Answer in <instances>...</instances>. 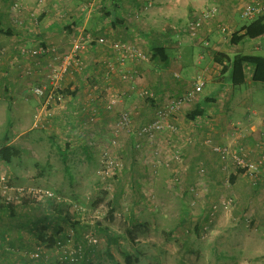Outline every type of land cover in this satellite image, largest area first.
Wrapping results in <instances>:
<instances>
[{
	"label": "crops",
	"instance_id": "obj_1",
	"mask_svg": "<svg viewBox=\"0 0 264 264\" xmlns=\"http://www.w3.org/2000/svg\"><path fill=\"white\" fill-rule=\"evenodd\" d=\"M19 1L25 9L17 17L11 10L12 0H0V49L4 50L0 66V101L16 112L14 125L20 130L30 124L24 133L0 141V150L11 147L19 153L13 165L0 160V166H5L7 171L10 169L9 178L13 184L45 182L50 174L35 178L36 168L42 165L57 162L64 164V168L65 164L76 163L74 168H79L85 166L94 153L97 156L95 147L102 144V137L116 122L112 119L114 112L104 109L107 101L121 97L114 111H129L138 128L151 122L169 98L180 97L201 78L203 88L208 89L202 93V88L194 103L178 113L175 121L180 133L173 137L171 155L173 159L181 157L184 162L182 171L172 170L173 177L180 180L182 187L200 186L201 192L187 201L183 198L179 205L187 210L198 205L205 217L214 211L249 210L256 216L254 219L259 218L258 222L251 219L252 223L264 227L261 224L264 218H260L264 217V184L252 187L241 172L232 168L224 170L219 154L212 149L218 144L242 150L246 159L256 164L264 175V84L252 81L253 66L243 65L244 82L232 85L228 62V58L235 55H254L253 52L264 49V38L243 37L244 26L250 20L240 16V9L251 0ZM67 2L72 8L64 11L62 5ZM36 5L49 14H40L38 24L32 28L29 9ZM210 7L218 10L215 23L204 24L200 35L190 39L187 21ZM217 24L234 34L237 42L232 43L231 37L222 35ZM76 30H88L95 37L132 42L148 54L154 48H162L167 61L165 64L151 61L120 65L106 49L81 52L86 70L81 72L71 65L61 85L67 97L63 102H52L44 107L45 97L35 96L32 90L46 83L44 75L50 60L40 56L24 61L16 47L20 44L50 45L63 56L69 52L71 33ZM204 41L208 44L204 45ZM182 66L186 77L193 74L192 81L175 79ZM27 68L30 75L24 74ZM110 68L114 71L110 72ZM124 72L134 74L132 81L120 80ZM85 116L95 117L94 122L85 120ZM127 137L132 139L130 135ZM82 139L87 140L90 150L80 146ZM129 139L124 150L132 153ZM77 154L79 160L75 162L73 156ZM28 161L32 166L24 164ZM83 169H77L79 180ZM48 205L41 202L0 207V264H8V260H11L9 264H21L25 250L39 240L40 230L51 224L53 209L48 210ZM49 231L48 235L53 234L52 229ZM232 238L241 243L239 252L244 247L242 242L248 246L253 242L234 229ZM4 240L10 242L7 245L10 248H5Z\"/></svg>",
	"mask_w": 264,
	"mask_h": 264
},
{
	"label": "rangeland",
	"instance_id": "obj_2",
	"mask_svg": "<svg viewBox=\"0 0 264 264\" xmlns=\"http://www.w3.org/2000/svg\"><path fill=\"white\" fill-rule=\"evenodd\" d=\"M67 5L68 2L62 5L64 11L72 8ZM29 11L49 14L39 5ZM189 38L192 39L190 36ZM63 42L67 43V37ZM253 54L264 56V49ZM184 69V66L178 69V78L175 79L192 81L193 74L186 77ZM85 70L86 67L82 72ZM207 89L203 88L202 93ZM64 94L67 95L66 92ZM0 108V141L26 131L29 123L26 124V129L20 130L14 125L16 112L2 101ZM94 118L85 116V120L90 123L94 122ZM116 118L115 114L113 121ZM84 131H81V135ZM127 135L129 134L116 125L109 127L105 137H102V144L95 147L97 156L94 153L95 156L88 158L85 166L74 168L76 163H70L63 168L64 164L55 162L36 168L35 178L42 174H50V177L46 183L32 184L51 190L61 201H45L49 204L48 210L53 209V213L49 211L52 215L51 224L40 230L39 240L32 242L30 248L25 250L26 257L19 263L59 264V252L54 249L55 240L70 239L82 248L83 259L77 264H126L124 254L130 255L131 264H264V227L252 223V220L258 222L259 218L254 219L255 215L249 210H246L247 213L245 210L214 211L212 214L207 213L205 217L198 205L191 210L183 209L184 206L179 205V201L183 198H187V201L192 195L199 196L201 189L193 184L187 188L182 187L180 180L173 177L172 170L182 171L184 162L171 157L173 146L172 143L166 144L167 136L160 134L147 142L138 141L131 135L132 139H129ZM127 139L132 143V153L124 150ZM86 141L82 139L81 143H77L89 149L91 146ZM106 153L117 162V166L114 170H109L107 175H102ZM15 160L17 159L11 160V165ZM73 160H79V155L73 156ZM24 164L32 166L29 161ZM77 169H83L82 173L79 171L80 180L77 179ZM0 173H4L13 186H29L13 184L9 178L10 169L7 171L5 166H0ZM68 218L73 226L69 224ZM261 224L264 225V219ZM236 225L239 227H235ZM49 229L53 230V234L48 235ZM233 229L243 232L253 241L249 242V246L242 242L247 247H242L240 252L238 247L241 243L232 238ZM88 233L96 237L97 243L89 244L85 241L84 236ZM49 238L52 243L48 241ZM3 242L6 244L5 248H10L7 246L9 241ZM33 252H40L46 257L44 259L42 255L40 260H33L30 258ZM10 262L11 260L7 261L8 264Z\"/></svg>",
	"mask_w": 264,
	"mask_h": 264
},
{
	"label": "built area",
	"instance_id": "obj_3",
	"mask_svg": "<svg viewBox=\"0 0 264 264\" xmlns=\"http://www.w3.org/2000/svg\"><path fill=\"white\" fill-rule=\"evenodd\" d=\"M24 6L19 0H13L12 10L19 16V12L24 10ZM31 20V27L36 26L39 22L40 14L35 11L29 13ZM240 16L244 19H262L264 20V0H251L240 9ZM218 17V10L216 7H211L207 10L194 15L188 22L186 30L188 35L195 39L198 37L200 30L204 24L215 23ZM20 21V20H19ZM217 30L226 37H231L228 29L225 26L217 24ZM204 45L208 42L204 41ZM19 56L22 60L28 61L30 58H36L45 56L49 58L50 63L47 65V71L44 75L46 83L41 86L33 88V94L39 98L45 97L44 107L52 102H63L66 98L63 90L61 89L62 81L65 75L68 73L69 67L74 65L79 71H83L85 68V62L82 60L80 53H86L94 51L96 49H106L110 54L116 58L120 65L124 63H131L134 65H141L143 63L150 62V54L142 51L135 43L116 40L110 37L102 36L95 37L90 31L78 30L71 34L70 38V50L67 54L61 56L58 54L57 48L50 45H39L37 47H29L26 44H20L16 47ZM4 54V50L0 49V66L1 57ZM114 69L110 68V72ZM24 74L30 75V70L27 68ZM134 74L124 72L120 74V80L124 82L132 81ZM178 77V76H176ZM203 81L201 78H197L190 87L180 96L176 98H169L166 101V105L159 110L156 117L149 123L142 125L141 127H135L132 121V116L129 111L118 110L114 111L116 104L121 100V97L115 100H109L104 104V109L107 112H115L117 118L115 125L126 132L127 134L134 136L138 141H152L160 134L167 136L166 144L171 145L174 136L179 135L180 128L175 121L178 113L183 109L194 103L198 94L203 88ZM122 96V95H121ZM93 118L90 119L92 121ZM190 141H188L189 143ZM207 144L209 140L205 141ZM215 153L219 154L221 161L223 162L224 170H237L245 175L249 184L255 187L258 183L264 184V175L259 172L256 164L249 162L246 159V155L242 150H232L229 147L214 145L212 147ZM173 150V149H172ZM172 153V151H171ZM176 160H181L176 157ZM1 160V159H0ZM2 161V160H1ZM117 166V162L106 153L104 157V166L101 174L107 175L109 170H114ZM47 200L60 203L61 198L55 195L51 190L35 186H13L9 183V179L4 173H0V204L20 206L24 201L31 203H41ZM84 239L89 244L97 243L96 237L92 234H85ZM54 249L58 254L59 264H77L83 259L82 248L80 245L74 244L70 239L55 240ZM43 255L45 259L46 255L40 254V252H33L30 254V258L33 260H40Z\"/></svg>",
	"mask_w": 264,
	"mask_h": 264
},
{
	"label": "trees",
	"instance_id": "obj_4",
	"mask_svg": "<svg viewBox=\"0 0 264 264\" xmlns=\"http://www.w3.org/2000/svg\"><path fill=\"white\" fill-rule=\"evenodd\" d=\"M13 2V0H12ZM234 34L231 36V42H237L234 40ZM246 39L264 38V21L262 19H252L244 26V35ZM150 61L155 63L165 64L167 57L165 51L162 48H154L150 53ZM230 64V80L232 85H240L244 82L243 78V65L253 66L252 81L255 83L264 84V56L258 55H235L232 58H228ZM19 158V153L11 147H4L0 150V159L9 164L12 159ZM28 202L24 201L22 205H26ZM0 207L11 208V205H1ZM69 224L73 226V222L68 218ZM52 243V240H48ZM124 261L126 264H131L130 255L124 254Z\"/></svg>",
	"mask_w": 264,
	"mask_h": 264
}]
</instances>
